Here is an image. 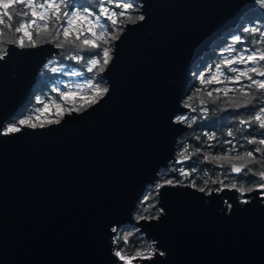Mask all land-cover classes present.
Masks as SVG:
<instances>
[{
    "label": "water",
    "instance_id": "95a60500",
    "mask_svg": "<svg viewBox=\"0 0 264 264\" xmlns=\"http://www.w3.org/2000/svg\"><path fill=\"white\" fill-rule=\"evenodd\" d=\"M258 1L139 0L145 19L124 27L102 72L108 93L58 124L4 135L47 62L65 55L52 42L7 46L0 60V264H123L113 237L127 226L164 253L134 264H264L258 191L244 204L234 190L208 196L166 186L157 190L160 218L135 217L160 172L190 161L181 163L177 148L191 127L174 121L190 111L183 101L195 66L257 12Z\"/></svg>",
    "mask_w": 264,
    "mask_h": 264
},
{
    "label": "trees",
    "instance_id": "16d2710c",
    "mask_svg": "<svg viewBox=\"0 0 264 264\" xmlns=\"http://www.w3.org/2000/svg\"><path fill=\"white\" fill-rule=\"evenodd\" d=\"M128 2L132 3V0H70L67 10L72 12L73 10L83 11L86 9L91 11L93 16H95L100 13L101 7L104 6L108 7L110 11L120 12L121 8L116 7V4ZM73 6H75V8ZM14 7L22 9L24 6L14 5ZM256 11V13L246 16L236 29L230 30L225 33L222 38L217 40L212 46V50L207 53L195 66L192 74L193 82L190 85L189 91L183 101L184 105L189 104L191 105L189 108L194 110L191 117L185 121L186 124H191V130L180 139L177 148V156L178 158L183 159L180 156V153L185 147L188 148L190 154L196 153L197 149H199V153L192 154L190 161L185 164L179 165L172 163L170 169L162 170L160 172L159 182L168 178H173L181 180L183 182L182 184L188 185L189 180L194 178L196 184L199 186L203 187L205 181H207V186L213 189L219 188L220 185L213 184L211 182L212 180H223L225 184L237 182L238 184H243L245 187L254 186L255 184L261 182L259 181L258 176L253 175L252 173H247V175H242V177L237 176L235 173H230L227 177H225L224 173L228 171L227 168L213 167L203 158L204 153H211L213 156L225 154L228 149L232 148V144L228 143L230 140L236 145V148L240 152L252 150L257 147L258 145L249 144L247 139H260L264 137V129H260L256 123H253L250 127L242 126L239 121L242 119H249L256 113L261 105H249L248 107L239 108L234 107L232 103H229V98H235L234 102H239L240 97L236 92H229L227 96H224L221 92L219 94L220 98L213 103L212 99L207 96V91L216 88L223 89L226 86L229 88H238L240 87V84H227V82H225L219 84L213 83L211 85H201L199 80V75L201 74L205 75L206 79L210 77L216 70L215 66L220 64L224 59L229 58V47L236 49V51H233L230 54L231 57H235L240 54V51L244 48L252 50L264 47V42L259 44L254 43V41L259 40V33H250L249 31H246V29L251 28L264 30V0L258 1V9H256ZM2 12L3 10L0 9V14H2ZM132 15H137V11L134 10V7ZM4 19L7 24V18L4 17ZM101 19L103 24L111 26L110 21L105 17H101ZM123 19L125 22L121 25V27L124 30V27L128 25L129 22H127L126 17ZM97 32H99V29H97ZM121 33L117 34L118 38ZM12 35V33L8 32L6 33L5 38L11 39ZM83 35L90 36V33L85 29ZM74 37L75 33H73V36L70 37V39H74ZM81 38H83V36ZM237 38L240 39V43H234ZM61 39H63V37H61ZM107 39V44H104L100 40H95L94 42L100 45V47L96 49H89L85 47L81 50L72 47L69 44H65L63 47L65 55L63 57H54L47 62L38 77V83L35 86L30 99L23 106L20 112L7 123L5 131L8 126L18 123L20 119L30 115L33 110L38 108L40 109V107L42 108L47 103L56 102L65 105V101L61 97V93L64 88L73 86L78 82L91 80L96 84L99 83L102 88L107 87L106 83L101 79L102 72L99 71L100 67H105V69L107 67L102 63V48L109 47L113 51L114 43L117 40L111 39V35H109ZM43 43L46 42L44 35L41 34L38 46ZM52 43L56 45V41H53ZM77 43H79V41H77ZM97 53H100V55L98 56ZM73 55H79L82 59H72L71 57ZM90 58L101 61V63L92 68L91 71H89V68L92 67ZM251 66L252 65L250 64L248 65V67ZM233 67L242 70L245 66L234 64ZM222 71L229 77L235 75V73L228 71L227 68L222 67ZM196 74H198V76H196ZM241 83L248 84L249 81L242 79ZM198 89L200 90L199 92H197ZM216 95L217 93L213 92V97ZM201 100L204 101L203 104H201ZM85 107L79 106L81 109L80 111H84ZM204 109H207V111L205 112ZM56 117L59 119L61 118L60 115H56ZM41 124H44L43 121L36 122V126H40ZM229 131H232L234 135L231 137L228 136ZM208 135H214L215 139L209 140ZM241 145H243V147H241ZM232 154L234 155L235 153ZM256 155L259 156L258 153ZM253 167L259 170L261 165L257 164L253 165ZM181 169L190 172L191 175L188 177L181 176L179 171ZM232 174L237 176L238 179L233 177V179L230 180L232 178ZM158 183L155 187L149 189L145 200L139 204V208L135 214L136 218L140 215L154 216L160 214H158L157 208ZM118 234L121 238L118 243H115L116 248H120L122 251L129 254L138 250L148 251L154 249L153 243L145 239V237L140 234L138 229L135 227H123ZM123 236H127L129 238L127 243L124 242L122 238Z\"/></svg>",
    "mask_w": 264,
    "mask_h": 264
},
{
    "label": "snow or ice",
    "instance_id": "6c2138e0",
    "mask_svg": "<svg viewBox=\"0 0 264 264\" xmlns=\"http://www.w3.org/2000/svg\"><path fill=\"white\" fill-rule=\"evenodd\" d=\"M70 0H0V9L3 10L2 14H0V60H3L5 56H7L8 44H14L17 47L23 49L25 47H37L40 42L41 34L44 35L45 42H53L56 41L57 47H64L65 44H69L72 47L77 49H83L85 47L89 49H96L100 47L95 40H100L104 44L108 43L107 37L111 35V39H118V33L123 31L121 25L125 22L123 18L126 17L127 22L129 23H137L139 21H143L145 19L144 15H132L133 3H118L116 7L121 8L120 12L110 11L108 7H101L100 13L98 15L93 16V13L88 10L76 11L73 10L69 12L67 10L69 6ZM14 5H23L22 9L15 8ZM75 8V6H73ZM15 14V15H14ZM7 18V24L4 19ZM91 17V18H90ZM101 17H105L110 21L111 26L105 25L101 22ZM14 21V22H13ZM63 21V23H62ZM87 24V31L90 33L89 35H83L85 29L83 27L84 24ZM6 25V27H5ZM99 29V32H97ZM250 33H259V40L254 41V43L259 44L264 42V30L251 28L246 29ZM12 33L11 39H6V33ZM75 33L74 39H70ZM83 36V38H81ZM63 37V39H61ZM79 41V43H77ZM240 39L237 38L234 43H240ZM112 49L109 47L102 48V63L104 66H107L111 61L112 57L110 52ZM236 51L235 48L229 47V58L224 59L220 64L215 66V72L206 79L205 75H199V80L201 85H211L213 83H225L227 84H240L238 88H229L225 87L223 89L216 88L207 91V96L212 99L214 103L217 99L220 98L219 94L222 92L224 96H227L229 92H236L240 97L239 102H234L235 98H229V103H232L234 107H248L249 105H261L256 113L252 115L249 119H242L239 123L242 126L250 127L253 123L258 124L260 129H264V47L255 48L249 50L248 48H244L240 51L235 57H231V53ZM99 56L100 53H97ZM75 60L82 59L79 55H73L71 57ZM91 66L89 71L92 68L96 67L101 63L98 59L90 58ZM234 64L244 65L245 67L241 70L239 68L233 67ZM252 65L248 67V65ZM223 68H227L228 71L235 73L234 76H226L222 71ZM100 72L105 71V67L99 68ZM255 77H260L259 79ZM242 79H246L249 81L248 84H242ZM88 88L94 92V95L88 100L89 105L98 103L100 99L104 97L105 94L108 93L107 87H101L99 83L93 85L88 84ZM200 90L198 89L197 92ZM213 92H216L217 95L213 97ZM61 97L64 100H68L72 98V94L70 93H61ZM204 101L201 100V104ZM186 107H191V105L186 104ZM58 114L63 111V109L59 108L57 105ZM45 110H47V106H45ZM79 111V109L73 108L69 111ZM206 112L207 109H204ZM188 118L187 117H177L174 122L176 123H184ZM51 123H60V120L57 119L55 121H48ZM19 125H26L28 127H36L35 123H31L28 119H20L18 124H13L7 127L6 131L3 132L4 135H8L11 133H17L21 131ZM41 126H43L41 124ZM191 124H189V127ZM233 132L229 131L228 136H233ZM209 140L215 139L214 135H208ZM247 142L249 144L258 145L252 150H246L240 152L236 145L232 143V141H228V143L232 144V148L228 149L227 152L223 155H215L213 156L211 153H204L203 158L205 161L209 163L217 164L221 168H227L228 171L224 173L225 177H227L230 173H235L237 176L247 175V173H252L256 175L260 179V183L255 184L254 186L245 187L243 184H238L237 182H232L229 184H225L223 180H212L213 184H219V188H209L207 186L208 182L205 181L204 186H199L196 184L195 179H190L188 182L189 187L195 188L197 191L201 193H205L208 196H211L213 192H221L225 189L234 190L240 194V197H244L245 195L252 193L254 191H258L261 193V198L264 199V137L260 139L248 138ZM243 147V145H241ZM199 153V149L196 150V153H189L187 147L183 149L180 153V156L183 160L190 159L192 154ZM232 153H235L234 155ZM259 154L257 156L256 154ZM261 165L260 169L257 170L253 165ZM180 175L183 177H188L191 175L190 172L185 171L183 169L179 170ZM183 182L178 179L168 178L158 183L159 188H163L166 186L176 187L180 186ZM241 202L244 204H248L250 202L249 199H241ZM231 207V205H229ZM158 212L162 215L163 208H159ZM160 215L154 216H145L140 215L137 217L138 221L144 220H158ZM114 233L117 232V229L114 227L112 229ZM120 235L113 237V243H118L120 239ZM124 242H128V237H122ZM114 255L117 259L123 264H132L134 259L141 260H152L153 256L160 255L163 256L164 253L162 251H158L156 249L144 251L138 250L132 254H129L125 251H122L120 248L114 249Z\"/></svg>",
    "mask_w": 264,
    "mask_h": 264
},
{
    "label": "rangeland",
    "instance_id": "374dc122",
    "mask_svg": "<svg viewBox=\"0 0 264 264\" xmlns=\"http://www.w3.org/2000/svg\"><path fill=\"white\" fill-rule=\"evenodd\" d=\"M132 3H134V10L137 11V15H139L138 11H139V0H132ZM138 7V9H137ZM91 18V17H90ZM102 20V19H101ZM84 29H87V24L85 23L83 25ZM112 57V53L110 54ZM88 84H93L95 85L96 83L94 81H84V82H78L76 84H74L73 86H69L68 88H64L62 90V93H70L72 94V98L68 99V100H64L65 101V105L60 104V103H47L45 104L42 108L40 107V109H36L33 110V112L28 115L27 117L23 118V119H28L31 123H35L38 121H43V126H36V127H44V126H48L50 125L48 123V121L52 120L55 121L59 118L56 117V115H60V119L61 120L64 115L68 114L69 111L73 108L79 109V111L76 112H81L80 107H85V109L89 108L92 105H89L88 100L94 95V92L88 88ZM57 105H59L60 109H63L62 112H60L58 114V108ZM45 106H47V110H45ZM55 110V112H54ZM73 112V111H71ZM70 112V113H71ZM183 117V116H181ZM18 124V123H15ZM54 124V123H51ZM22 126H26V125H19V127L21 128ZM34 127V128H36ZM33 128V127H32ZM181 185H185V184H181ZM158 190V188H157ZM261 195V194H260ZM241 199H245L244 197H240ZM158 208V206H157ZM159 209V208H158ZM159 214V212H158ZM132 264H134V261H132Z\"/></svg>",
    "mask_w": 264,
    "mask_h": 264
},
{
    "label": "flooded vegetation",
    "instance_id": "af4514ba",
    "mask_svg": "<svg viewBox=\"0 0 264 264\" xmlns=\"http://www.w3.org/2000/svg\"><path fill=\"white\" fill-rule=\"evenodd\" d=\"M257 79H259L258 77H256ZM191 111V112H190ZM190 111L186 114V115H184L183 117H187L188 119L191 117V114H193L194 113V110H192V109H190ZM233 177H235V179H238V177L237 176H234L233 174H232V178L230 179V180H232L233 179ZM259 178V177H258ZM229 181V180H228ZM259 181H260V179H259Z\"/></svg>",
    "mask_w": 264,
    "mask_h": 264
},
{
    "label": "bare ground",
    "instance_id": "6f19581e",
    "mask_svg": "<svg viewBox=\"0 0 264 264\" xmlns=\"http://www.w3.org/2000/svg\"><path fill=\"white\" fill-rule=\"evenodd\" d=\"M258 9V8H257ZM241 23V22H240ZM239 26V25H238Z\"/></svg>",
    "mask_w": 264,
    "mask_h": 264
}]
</instances>
